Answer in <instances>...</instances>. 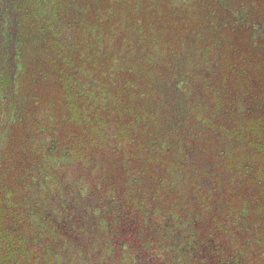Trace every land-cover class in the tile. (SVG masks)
<instances>
[{
	"label": "trees",
	"instance_id": "1",
	"mask_svg": "<svg viewBox=\"0 0 264 264\" xmlns=\"http://www.w3.org/2000/svg\"><path fill=\"white\" fill-rule=\"evenodd\" d=\"M222 14L264 40V0H0V264H264V176L156 114ZM222 55L255 99L264 48Z\"/></svg>",
	"mask_w": 264,
	"mask_h": 264
},
{
	"label": "flooded vegetation",
	"instance_id": "2",
	"mask_svg": "<svg viewBox=\"0 0 264 264\" xmlns=\"http://www.w3.org/2000/svg\"><path fill=\"white\" fill-rule=\"evenodd\" d=\"M243 5L246 4L243 3ZM254 7H257V10L261 9L260 5ZM257 18L258 24H262L261 15H257ZM233 21L235 19H231V16L222 14V18L217 24L220 29L217 31H215L216 26L213 27L212 32L200 30L201 25L197 24L192 31L179 33L178 41H176L179 49H182L184 53H190L192 56L196 55V57L192 61L186 60L184 57L186 61L173 64L181 66V70L186 71L184 73L187 78L181 81L183 86L178 85L176 96L172 97L169 90H163L162 95L167 103H174V105H168L167 108L162 104L160 105L161 110L158 107L159 111L156 114L164 115L162 123L165 129L166 117L173 110L179 114L178 111L182 109L184 121L191 124L185 128L192 129L188 134H192L190 143L195 149L196 157L205 153L210 162L216 163V154H213V151L222 150L225 153V162L240 171L242 169V172L245 169L244 178L248 176L246 172H253L257 177H263L264 103H261V85L264 79L259 78L257 80L258 94L255 93V99L247 96L243 89H239L240 92L238 93L232 92L231 83L241 84L244 80L239 78L231 79L233 81L226 79L222 71L224 66L228 67V65L220 61L217 55L229 52L236 53L238 50L240 53H244L247 49L252 50L256 47L262 52L264 40L256 29L248 31L244 25H237ZM255 34L260 36H254ZM203 58L204 60L208 59L207 61H210L211 64L207 66V61H201ZM216 59L219 62L214 64ZM160 69L167 70L164 65L160 66ZM168 81L172 82V80ZM170 108L173 110L169 112ZM149 112L151 113V111H147V113ZM177 122L179 123V121ZM172 133L175 136L174 131ZM175 138L177 141V134ZM253 166H256L257 169L252 171Z\"/></svg>",
	"mask_w": 264,
	"mask_h": 264
},
{
	"label": "rangeland",
	"instance_id": "3",
	"mask_svg": "<svg viewBox=\"0 0 264 264\" xmlns=\"http://www.w3.org/2000/svg\"><path fill=\"white\" fill-rule=\"evenodd\" d=\"M158 49H159V48H157V50H158ZM199 49L201 50L202 48H199ZM191 57L193 58L194 56L191 55ZM221 57H223L222 54H220V56H219V60L221 59ZM207 60H208V59H205V60H204V58L201 59V61H207ZM219 60H218V59L214 60V64L218 63ZM215 62H216V63H215ZM210 64H211L210 61H207V62H206V65H207V66H209ZM202 72H204V71H202ZM202 74H203V73H202ZM206 74H207V73H206ZM206 74H205V75H206ZM193 77H194V76H193Z\"/></svg>",
	"mask_w": 264,
	"mask_h": 264
}]
</instances>
